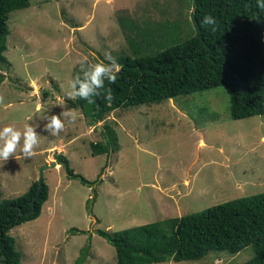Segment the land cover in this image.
<instances>
[{
    "label": "rangeland",
    "instance_id": "374dc122",
    "mask_svg": "<svg viewBox=\"0 0 264 264\" xmlns=\"http://www.w3.org/2000/svg\"><path fill=\"white\" fill-rule=\"evenodd\" d=\"M189 1L29 0L28 8L9 15L8 64L0 66L6 76L0 84V130L29 124L40 142L31 158L21 153V140L14 157L0 160L3 198L24 195L39 170L63 153L76 174L98 179L89 187L70 180L61 165L45 171L49 198L40 217L10 231L21 264H117L116 249L98 230H128L264 193V115L233 120L224 87L172 103L121 108L97 124L67 96L71 82L83 76L81 61L87 67L110 62L106 53L117 62L160 51L149 37L146 49L140 37L148 23L168 20L180 26L174 39L190 37V29L180 35L190 19ZM65 110L77 117L66 122L65 131L51 136L43 130L46 115ZM110 129L119 151L94 157L92 144L105 143ZM254 256L248 247L235 255L211 252L200 260L163 264H245Z\"/></svg>",
    "mask_w": 264,
    "mask_h": 264
},
{
    "label": "trees",
    "instance_id": "16d2710c",
    "mask_svg": "<svg viewBox=\"0 0 264 264\" xmlns=\"http://www.w3.org/2000/svg\"><path fill=\"white\" fill-rule=\"evenodd\" d=\"M190 1V19L182 23L180 35H186L190 29L192 36L177 41L174 34L180 31V26L168 20L158 22L159 26L148 23L139 32L140 37L146 49L151 47L149 37L161 50L142 57H121L116 83L105 79L101 95L92 97L95 103L89 104L77 97L72 105L97 124L104 116L121 108L160 103L224 87L231 97L233 120L263 116L264 10L257 7V0ZM29 6V0H0V66L8 64L5 53L10 34L9 15ZM205 15L217 20L215 32L212 26H202ZM130 44L135 47L136 43L130 40ZM5 80L6 76L0 73V84ZM109 88L113 96L111 102L105 98ZM111 131L112 135L104 133L105 143L92 144L94 157L119 151L116 134ZM56 163L70 180H79L89 187L98 182V179L90 182L76 174L63 154L57 156ZM38 185L35 181L24 195L13 200L4 199L0 190V264H21V253L10 231L40 217L49 198V188L45 183L36 211L30 214ZM71 231L85 233L77 229ZM97 234L116 249L117 264L196 261L211 252L235 255L248 247H253L255 256L245 264H264V193L183 217L119 232L98 230Z\"/></svg>",
    "mask_w": 264,
    "mask_h": 264
},
{
    "label": "clouds",
    "instance_id": "9594fccd",
    "mask_svg": "<svg viewBox=\"0 0 264 264\" xmlns=\"http://www.w3.org/2000/svg\"><path fill=\"white\" fill-rule=\"evenodd\" d=\"M257 7L264 10V0H257ZM259 22V17H257ZM217 20L212 15H205L201 21L202 26H212L211 30L215 32ZM106 59L110 63L99 61L95 64H88L85 67L86 61H81L83 76H77L70 84L71 91L67 93L69 99L77 97L86 100L89 104L95 103L92 97L100 96L101 90L105 89V79L111 84L116 83V73L120 72V65L115 61L110 53H106ZM106 99L111 102L113 99L111 89H107ZM4 97L0 95V103H3ZM63 103V101H61ZM169 103H172L171 98ZM77 119L76 115L70 111H62L59 115H46L44 120V131H47L51 136H57L66 130V122L73 123ZM21 140L23 145L21 153L25 158L36 155L35 149L39 146V134L36 127L26 124L23 130H19L13 126H5L0 130V160L7 161L9 157H14L17 149L20 147Z\"/></svg>",
    "mask_w": 264,
    "mask_h": 264
},
{
    "label": "water",
    "instance_id": "95a60500",
    "mask_svg": "<svg viewBox=\"0 0 264 264\" xmlns=\"http://www.w3.org/2000/svg\"><path fill=\"white\" fill-rule=\"evenodd\" d=\"M55 167L56 166V163H53L52 165H44L40 170H39V178H38V191H37V194L33 200V203H32V210L29 212L30 214H33L35 213L36 211V202L38 201V199L40 198L41 194L43 193V190H44V186H45V183H44V175H45V171L46 170H49L51 169L52 167Z\"/></svg>",
    "mask_w": 264,
    "mask_h": 264
},
{
    "label": "crops",
    "instance_id": "0c3cea01",
    "mask_svg": "<svg viewBox=\"0 0 264 264\" xmlns=\"http://www.w3.org/2000/svg\"><path fill=\"white\" fill-rule=\"evenodd\" d=\"M117 63H118V60H117ZM60 145H61V144H60ZM62 146L65 147V144H63ZM57 148H58V147H57ZM52 150H53V149H52ZM60 150H61V148H59V150H57L58 153H60ZM63 154H64V153H63ZM46 159H47V158H45L44 164H45V162H46ZM56 166H57L58 168H60V165H57V163H56ZM35 228H36V227H33L32 230H35Z\"/></svg>",
    "mask_w": 264,
    "mask_h": 264
},
{
    "label": "bare ground",
    "instance_id": "6f19581e",
    "mask_svg": "<svg viewBox=\"0 0 264 264\" xmlns=\"http://www.w3.org/2000/svg\"><path fill=\"white\" fill-rule=\"evenodd\" d=\"M53 152V151H52Z\"/></svg>",
    "mask_w": 264,
    "mask_h": 264
}]
</instances>
